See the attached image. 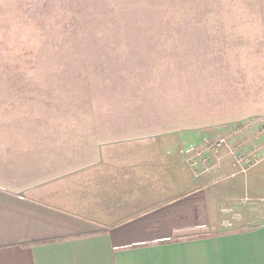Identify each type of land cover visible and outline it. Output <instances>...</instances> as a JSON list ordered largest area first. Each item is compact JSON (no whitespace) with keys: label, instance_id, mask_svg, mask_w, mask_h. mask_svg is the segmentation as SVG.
Wrapping results in <instances>:
<instances>
[{"label":"rangeland","instance_id":"rangeland-1","mask_svg":"<svg viewBox=\"0 0 264 264\" xmlns=\"http://www.w3.org/2000/svg\"><path fill=\"white\" fill-rule=\"evenodd\" d=\"M178 137L207 186L264 159V0H0L1 191Z\"/></svg>","mask_w":264,"mask_h":264},{"label":"crops","instance_id":"crops-1","mask_svg":"<svg viewBox=\"0 0 264 264\" xmlns=\"http://www.w3.org/2000/svg\"><path fill=\"white\" fill-rule=\"evenodd\" d=\"M128 148L0 190V264H264V159L240 174L223 162L207 186L181 137L145 155ZM245 195L257 206L224 228L222 209Z\"/></svg>","mask_w":264,"mask_h":264},{"label":"built area","instance_id":"built-area-1","mask_svg":"<svg viewBox=\"0 0 264 264\" xmlns=\"http://www.w3.org/2000/svg\"><path fill=\"white\" fill-rule=\"evenodd\" d=\"M226 144L225 140H220L218 142H216L214 144V150H218L219 148H221L222 146H224ZM225 147V146H224ZM228 154H231V152L228 151ZM196 156L194 157H191V156H187V164L190 168H196L197 169V166H199L200 162L204 163L206 160L201 158V156H198L197 154H195ZM218 166H219V162H218ZM234 166H238L240 168V173H245L246 171L243 169V165L240 164V162H235L234 163ZM242 167V168H241ZM245 167V166H244ZM195 169V170H196ZM247 198L243 199V200H240L239 202V205H243V204H247ZM224 215H226V220H224V222H222V226L224 228H231L232 227V223L233 222H236L239 220V218H241V214L239 212H235L234 210L230 209V208H225V209H222L221 211ZM238 213V214H237Z\"/></svg>","mask_w":264,"mask_h":264}]
</instances>
